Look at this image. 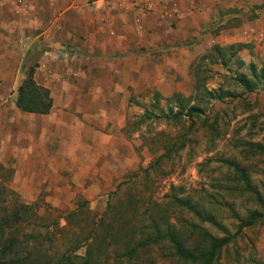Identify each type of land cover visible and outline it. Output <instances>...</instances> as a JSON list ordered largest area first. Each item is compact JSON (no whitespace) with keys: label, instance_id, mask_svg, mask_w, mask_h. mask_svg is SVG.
<instances>
[{"label":"crops","instance_id":"1","mask_svg":"<svg viewBox=\"0 0 264 264\" xmlns=\"http://www.w3.org/2000/svg\"><path fill=\"white\" fill-rule=\"evenodd\" d=\"M262 1L0 0V159H12L9 188L25 203L47 192L54 204L69 191L63 175L94 183L125 167L127 95L145 76H161L159 51L169 61L188 45H238V58L264 66ZM196 36L200 44H189ZM32 54L34 79L53 100L47 114L15 104Z\"/></svg>","mask_w":264,"mask_h":264},{"label":"rangeland","instance_id":"2","mask_svg":"<svg viewBox=\"0 0 264 264\" xmlns=\"http://www.w3.org/2000/svg\"><path fill=\"white\" fill-rule=\"evenodd\" d=\"M261 3L264 5V0ZM189 42L200 44V37ZM185 48L187 54L178 51L169 56V61L159 51V60L153 58L152 63L157 61L161 76L157 81L145 76L144 87L127 95V121L119 130L124 137L120 155L125 167L113 169L116 173L110 178V174L103 175L110 181L97 175L94 183L90 176H83L86 182L79 183L76 180L80 175L65 174L61 184L69 186V191L54 204L46 200L47 192L30 202L39 205L46 224L58 221L49 228L52 239L43 238L42 249L64 250L70 240L90 233L93 245L105 237L103 247L95 249V264H190L175 258L166 241L140 250L135 259L128 260L121 253L125 235L138 238L150 218L166 216L177 227L182 224L192 230V224H196L214 235L232 236L216 264H264V82L253 91L244 90L236 76H250L248 63L239 65L232 55L223 67L216 63L214 47ZM225 52L227 57L229 52ZM33 55L27 57V66L35 62ZM149 58L146 64L151 62ZM256 67L259 70L264 66ZM205 88L215 91L214 97L204 95ZM156 92L160 98L154 100ZM174 92L191 96L190 105L202 112L175 122L170 118L176 111L175 104L166 100ZM170 107L173 112H169ZM145 109L151 115L142 119ZM0 163V183L8 186L12 159H0ZM233 164L246 172L250 190L239 181ZM18 198L24 200L21 195ZM176 198L201 204L224 230L201 222ZM76 208L78 213L67 221L66 215ZM252 211L261 216L236 232ZM188 233L193 242L198 239ZM84 250L83 246L76 253L83 256Z\"/></svg>","mask_w":264,"mask_h":264},{"label":"trees","instance_id":"3","mask_svg":"<svg viewBox=\"0 0 264 264\" xmlns=\"http://www.w3.org/2000/svg\"><path fill=\"white\" fill-rule=\"evenodd\" d=\"M236 46L239 47L238 45H231L228 48L214 47L217 56L221 58L219 64L225 67L230 56H236ZM225 50L231 53L228 58L225 57ZM236 62L239 65L244 64V61L238 57ZM35 65L27 68L24 79L17 87L15 104L24 112L47 114L52 108L53 100L50 90L36 83L34 79ZM248 68L250 76L240 73L236 79L244 90L253 91L259 83L264 82V67L256 70V64L250 62ZM214 92L206 88L203 91L207 97H214ZM158 98H160V93H154V100ZM191 99V96L186 97L179 92L168 97L166 100L173 102L176 108L175 112H173V108H169V112H173L170 118L178 122L183 116L191 118L194 114L202 112L198 106L190 105ZM153 107L154 111L157 110L155 103ZM150 115L151 111L145 109L140 116L143 119L150 118ZM140 123L141 120L139 119L136 124ZM232 167L238 175L239 181L243 182L250 190V181L244 169L235 164ZM2 168V163H0V170ZM254 193L258 198V193L256 191ZM9 196L13 198L9 200ZM176 202L194 213L201 222L210 223L220 230H224L221 223L212 214L204 211L201 204L192 202L188 198H176ZM39 208L36 203L20 201L12 189L0 183V264H95L93 260L95 249L98 248L99 250V247H103L105 237L93 245L90 241V233H88L82 238L70 240L69 247L64 250L48 252L42 249L43 238L46 237L45 240L52 239L49 228L51 225H57L58 221L55 220L51 224H46L43 215L39 213ZM78 210L79 208H76V210L69 212L66 215V220L69 221L73 215L78 213ZM260 216L261 214L257 211H252L248 214L247 221L239 224L236 232H239L243 225L253 224ZM192 227V230L184 228L182 224L177 227L166 216L150 218L147 224L142 226L138 238L133 235L124 236L127 239L123 241L124 251L121 253L128 260L135 259L140 250L152 244L166 241L172 249L173 256L179 261L190 264H216L222 248L232 241V236L229 234L217 236L196 224H192ZM44 229H46L45 233L43 232ZM188 231L197 235L198 239L195 242L191 239ZM83 246L85 250L81 256L76 251Z\"/></svg>","mask_w":264,"mask_h":264},{"label":"built area","instance_id":"4","mask_svg":"<svg viewBox=\"0 0 264 264\" xmlns=\"http://www.w3.org/2000/svg\"><path fill=\"white\" fill-rule=\"evenodd\" d=\"M64 52L65 53H68L69 52V47L67 48V47H64Z\"/></svg>","mask_w":264,"mask_h":264}]
</instances>
